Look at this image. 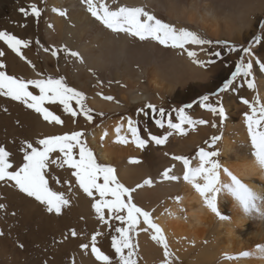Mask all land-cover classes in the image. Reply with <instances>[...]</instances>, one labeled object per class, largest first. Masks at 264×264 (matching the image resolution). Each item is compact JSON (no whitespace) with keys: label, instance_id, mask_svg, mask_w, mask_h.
Wrapping results in <instances>:
<instances>
[{"label":"rangeland","instance_id":"rangeland-1","mask_svg":"<svg viewBox=\"0 0 264 264\" xmlns=\"http://www.w3.org/2000/svg\"><path fill=\"white\" fill-rule=\"evenodd\" d=\"M164 13L165 12H157L154 15L156 17H161L164 15ZM257 13L258 12H256V14L250 19L253 21V25L251 26V28L243 30L241 34V38H243V41H229L223 39L217 40L206 35V39L209 38L208 40L212 41L211 45H186V47L190 51H195L197 53L195 59L199 60L203 64V66H201L200 64L198 65L200 66L201 70L207 72L205 78H193L190 79V81L185 80L178 82L173 90V96L175 97L167 96L169 93H173V91L165 94H163L162 92H154L156 94L155 98L165 99V104L161 107H157V104H153L151 102H141L145 104L142 106L129 107V109L120 112V115H128L132 119L138 120L139 123L143 125V127L139 129L140 134L143 135L145 133L144 125L145 127L149 126L145 122L154 127L155 120L151 121L149 118L158 117L159 119H161L157 112L153 113L151 109L146 107L148 105L147 103L151 105L153 104L157 111L161 108L164 109V127L160 128V133L151 130L146 135V137H149V134H156L157 136L162 137L166 135L168 120L171 119L173 123H179L180 120L178 110L184 108L185 114L192 120L208 121V123L205 124L206 126L200 124L190 126L188 124H185L183 125V127L186 134L181 135L179 133L180 138H178V144L181 142V145L179 144L178 147H175V144L173 142L169 144L167 140L165 144L161 145L162 148L160 149L157 148L158 145L154 143L155 149L157 148L160 152L166 153V147H168L170 149V154L174 155L177 150L179 154H185L183 149L187 147L188 150H190L187 158L192 162V167L195 160L199 162L197 154L200 149H204L205 151L218 150L220 153L219 156L214 157L213 159L219 160L220 164L222 165V169L227 168L229 171H232V168H228L224 164L226 157L222 153L224 147L222 138L216 142L214 148L210 147V144L211 138L213 136L222 137L224 135L223 133L228 124H231L232 122L236 124L241 123V128L245 129L246 132H241L240 129H235L230 130V133L228 132L227 135H229L233 140H236L237 142L240 140V143L238 142L235 145L239 148L241 153H244L247 157L252 156V147L244 122V113L248 112L249 109L246 105L241 103V98L253 101L254 98L259 95L261 101H264V98H262L261 95L262 88L259 82L261 77H264V73L259 71L258 66H254L253 75L255 81V90L248 88L243 76L237 77L233 86H231L229 90L220 92L219 89L223 87V84L226 80L231 79V73L235 71V65L242 55V52L240 51H231L230 46H235L237 49H241L243 47H247L249 43H252L255 37L264 36V28L260 27V25L264 23V11L259 12L258 14ZM47 14H50V11L46 10L45 7L43 11L42 21L39 23L38 21L32 20L34 24H31L29 26V29L31 31H35L36 33H38V39L28 40V46L26 48L31 50L34 55H37L38 61L29 65L28 68L30 69V72H28V74L24 72L27 75H22L21 69L18 65H16L17 72L16 74L11 76L25 80L47 79L49 77L58 79L63 77L68 86L73 87L85 94V104L90 109H92L91 98L96 94V92L105 97V94H107L108 92L111 93V91L114 90V93L119 96H123V94H125L126 101H129V103H131V95L128 94V91L131 90V88L126 84L127 80L123 79L125 78L124 73L118 72L112 74L110 71L85 68L86 60L79 52L78 48L70 47L64 42L57 46V42H51L49 41V39L47 40ZM106 31L107 34H113V32H111L109 29H106ZM40 32L42 34V37L39 36ZM247 32L249 34H247ZM41 39L47 40V43L44 45L46 53L48 54L46 59L43 57L42 51L40 50L39 42L41 41ZM65 48H67L69 51L79 52L80 56L83 58V62L75 57L69 56L65 51H63V49ZM53 50H57V56H53L51 54ZM95 50L96 46H89L87 48V51L90 53H93ZM253 51L260 59L264 60V41H262L261 45H254ZM215 52H219L220 55H214ZM179 55H187V53L179 49ZM244 59L245 62H247L248 57H244ZM139 69V65L134 66L135 71ZM112 82H114V84ZM147 84L148 76L144 75V77L140 81V86L142 87L141 91L153 93V88L147 89L144 87ZM107 87H112L113 89H110V91ZM29 90L32 91L33 94L39 95V91L37 89L30 87ZM180 91L186 92L188 94L183 93L179 95L178 93ZM205 95L210 97L209 103H212L215 106L216 102L220 101L222 106L225 108L227 119L223 124L220 123V118L218 116H214L206 108L200 106L199 101L201 97ZM177 96L178 99L189 96L192 97V101L190 103H182L180 101V103L176 100ZM0 97L3 101V106H1L0 108V146L5 147L12 154L11 161L13 162L15 168H18L23 163L22 148L26 143L35 144L37 140L48 136L63 135L72 132H82V139L85 141L88 148H90L94 153L97 163L106 165L101 161L97 151L92 147L90 143L91 141L89 139L92 131L106 123L110 118L112 119L113 114L101 113V115L98 116L96 113H94V111H91L90 114L93 117L92 123L84 127L85 125L83 120H88L84 117L83 114H79L76 117H73L63 110V105H60L59 103H46L44 107L48 108L55 115L59 116L64 122L62 125H58L55 123H48L40 114L26 107L19 101H14L7 96L3 97V95H0ZM163 102L164 101H162V104ZM71 103L73 108L77 112H79V108L75 105V101H72ZM229 104L233 106V109L231 107L229 108ZM187 105H191V107L194 105V111H191V109H187ZM6 106H11L9 113L8 109L5 108ZM117 115L119 114L117 113L116 117L114 118H117ZM148 115H150V117H148ZM151 115L153 117H151ZM5 118H9V120H6ZM213 123H216L217 127L213 128ZM185 141H189V143H185ZM76 151L78 152V150ZM51 155L53 158H63L59 153H52ZM151 156L152 158H155L154 162H162V159L159 160L157 152H152ZM173 160L174 159H172L171 161ZM46 171L47 179L49 181V187L54 191L64 193L70 200L69 205L67 207H64L61 214L59 215L55 213H48L44 205H41L34 198L27 197L25 194L21 193L17 188L11 186V182L0 181V204L4 205V207L0 209V233H3V235H0V264H100V262L96 261L95 257L91 254L90 247L87 250L81 248L82 244H90L91 237L96 232L101 233V235L97 237V247H99L101 251L108 255L110 258H112L113 264H117L118 258L115 256L114 250L111 247V240L113 236L119 235L115 231L117 227H126L127 225L122 224L119 220L115 219L114 216H109L107 210H105V216L106 219H108V223L105 224L98 219L92 205L95 200H99V194L94 193L95 200L93 199V197H89L84 192V197L79 198L78 189L80 188L75 183V177L71 175V172L73 171L72 169L68 168L66 165L63 168H60L55 164H52ZM221 174H223L222 170L220 175ZM57 181H59V183H57ZM255 181L256 180H254V182ZM100 182L102 183V180ZM173 183L178 184V181L175 180L173 181ZM255 183L260 187L261 192L264 193V181H256ZM170 185L171 183L169 184V186ZM69 186H71L70 190ZM125 187L128 186L125 185ZM159 191L161 192L159 193ZM159 191H148V193L142 192L143 195L140 194V196H138V200H135V198L133 197V194L138 191L132 192L133 203H135L143 210L150 212L151 218L154 223L157 214L161 213L162 209H164L165 206L168 205V203H172L173 201H175L180 194V191H171L172 193H170L169 195L163 196L164 192L162 193V190ZM155 192H157V194L159 195H157ZM220 194H222L223 197H226V192H221ZM218 203L219 202L217 197L218 210L223 216L231 218L232 214H230V204L228 205V203L226 202L222 203L221 206L223 208L229 206L230 212H226L225 208L222 210ZM227 213L230 216L227 215ZM121 214L126 215V213ZM215 217L217 218V220H221L216 215ZM73 230L77 233V236L75 237L71 235V232ZM137 230L138 227L135 231L130 233V235L132 236V242L134 244H136V236L139 231ZM244 233L247 237L250 238L254 236L252 235L253 230H248ZM207 234L210 235L209 233ZM211 239V237L205 239L204 241H202L201 245L207 246L208 243H210ZM169 251L170 253H172L170 259L174 261V264H191V260L194 257V254L191 252L185 259H180L175 256L173 250H171L170 248ZM84 253L86 254V257ZM87 253L90 255H88ZM156 257L159 258L158 260L156 259L154 264L157 261L158 262L156 264H164V254H160ZM160 257H163V260L160 259ZM134 259L137 260V264H144L142 262V257L140 256L138 248L136 249V255L134 256ZM223 259L224 258L222 257L216 258L214 263L210 264H218V262L220 260L222 261ZM81 261H84V263H82Z\"/></svg>","mask_w":264,"mask_h":264},{"label":"bare ground","instance_id":"bare-ground-1","mask_svg":"<svg viewBox=\"0 0 264 264\" xmlns=\"http://www.w3.org/2000/svg\"><path fill=\"white\" fill-rule=\"evenodd\" d=\"M106 2L111 8L119 6L143 7L153 15L157 12H165L163 16L157 18L178 29L193 31L204 39L207 38V35L213 39L229 41H243V38H241L243 30L250 29L253 25V21L250 19L256 12L264 11V0H106ZM32 4L37 5L41 10L38 19L31 14L25 16L19 11L20 8L30 10ZM45 7L46 10L50 11V14L46 15L47 40L57 42V46L64 42L70 47L78 48L86 60L85 68L110 71L112 74L124 73L125 78L123 79L127 80L126 84L131 88L128 94L131 95L130 101L132 104L149 102L153 98L152 93L141 91L140 81L144 75L148 76V84L144 87L147 89L153 88V94H155L154 92H162L163 94L172 92L180 81H190L193 78L201 79L207 75V72L201 70L200 66L193 63V60L187 55H179V49L164 47L153 40L141 41L124 33L107 34L106 28L90 15L81 0H47V5L46 0H0V31H6L25 41L38 39V33L31 31L29 26L34 24L32 20L39 23L42 21ZM53 9L64 11L66 15L61 16L58 11H53ZM248 32L247 34H249ZM39 36L42 37L41 32ZM47 40L41 39L39 42L40 50L45 59L48 56L44 47ZM89 46H96V50L93 53L88 52L87 48ZM0 51L5 53L4 56L0 57V63L6 65L4 69L0 70L10 75L16 74V65L21 69L22 75H27L30 72L29 65L38 61L37 55H34L26 47L21 49L26 59L17 56L3 41H0ZM136 65L140 66L137 71L134 70ZM259 82L262 88L261 95L264 98V77H261ZM112 83L114 84V82ZM107 88L108 90L113 89L112 87ZM113 93L114 90L105 94V97H113L112 101H109L96 92L91 98V103L100 111L122 109L119 103H125V94L119 96ZM0 99L1 108L3 101L1 97ZM106 104H113V106ZM230 107L233 109V106L229 104ZM5 108L8 109L9 113L11 106ZM5 119L9 120V118ZM238 124L234 122L228 124L223 133L224 147L222 153L226 157L224 164L226 167L232 168L230 172L253 191L262 193L255 182L264 181V171H261L256 165L253 156L247 157L244 153H241L235 145L238 142L240 143V140L237 142L227 135L230 130L235 129L246 132L245 129L241 128V123ZM117 128L118 126L109 132L106 142L116 143ZM119 128L120 133L126 131L125 124H122ZM96 135L91 133L89 139L91 142H89L99 152L102 161H106L107 156L113 160L114 157L121 154V151L111 148L107 149L108 155L100 151L98 147L94 146ZM185 143H189V141H185ZM179 144L181 145V142ZM179 144H177V147ZM126 154L134 155L129 151ZM198 164L199 162L195 160L193 167L195 168ZM173 166L178 172L181 170L178 163L175 162ZM120 174L124 180L131 184L143 177L136 167L131 166L126 170L121 168ZM220 179L223 183L230 182L224 173L220 175ZM254 180L256 181L254 182ZM177 181H180V183H176V187L162 190V193L164 192L163 196H167L171 191H180L179 200L177 198L172 203H168L167 207L165 206L162 212L155 217V221L162 229L169 248L173 250L176 257L185 259L192 252L194 257L191 264H210L214 263L216 258H224L226 254L238 256L244 251L254 252L257 245H264V218L258 215H245L236 200L226 192V197H223L222 194L218 195V204L222 210L225 208L226 212L231 210L232 217L217 220L214 213L205 206L204 199L191 184L183 182L181 177ZM200 182L203 183V181ZM142 192H139L137 199ZM145 193H148V191ZM155 193L157 194V192ZM224 202L230 204V210L229 206L224 208L221 206ZM227 215L229 214L227 213ZM146 227L143 223L138 226L136 244L142 262L144 264H154L156 259L159 258L156 256L163 254L164 250L151 238L154 234L153 231L150 229L143 230ZM248 230H253L252 235L254 236L252 238L245 235L244 232ZM210 237L212 239L207 246L201 245L202 241ZM84 255L86 257L85 253ZM160 259L163 260V257H160ZM171 261L174 264V261ZM220 261L218 264H264V259L257 258L235 260L224 258Z\"/></svg>","mask_w":264,"mask_h":264},{"label":"snow or ice","instance_id":"snow-or-ice-1","mask_svg":"<svg viewBox=\"0 0 264 264\" xmlns=\"http://www.w3.org/2000/svg\"><path fill=\"white\" fill-rule=\"evenodd\" d=\"M81 2L86 6V10L90 15L111 32L117 34L124 33L141 41L153 40L164 47L181 49L187 53L189 58L193 59V63L203 66L199 60L195 59L197 53L190 51L186 45H211L212 41L200 37L195 32L182 28L178 29L171 24L165 23L143 7L119 6L111 8L106 0H81ZM19 11L25 16L31 14L37 19L41 15V10L35 4L30 5V10L20 8ZM53 11H58V14L61 16L66 15L64 11L57 9H53ZM260 27L264 28V23ZM0 41H3L21 59H26L21 49L28 46L27 41L19 39L6 31H0ZM262 41H264V36H257L247 47L237 49L235 46H230L231 51H240L242 55L235 65V71L231 73V79L224 82L223 87L219 89L220 92L229 90L237 77L241 76L245 78L248 88L255 90L254 66H258L259 71L264 73V60L256 55L253 47L254 45H261ZM63 51L69 56L83 62V58L79 52L69 51L67 48L63 49ZM4 54L3 51H0V57L4 56ZM51 54L57 56V50H53ZM214 55L219 56L220 53L215 52ZM244 57H248L247 62H245ZM5 67L6 65L0 63V69H4ZM30 87L37 89L39 95L33 94L29 90ZM0 95L23 103L26 107L40 114L48 123L62 125L64 122L59 116L44 107L46 103H59L63 105V110L73 117L83 114L89 122L93 119L90 114L92 110L85 104V94L68 86L63 77L58 79L49 77L47 79L25 80L8 75L5 71L0 70ZM104 99L112 100L113 97L106 96ZM209 100V96H202L199 101L200 106L206 108L214 116H218L220 123L223 124L227 119L225 108L220 101H217L214 106L212 103H209ZM72 101H75L79 112L73 108ZM241 103L249 109L248 112L244 113V122L252 147L251 155L254 157L256 165L261 171H264V101H261L259 95H257L253 101L241 98ZM146 107L151 109L153 113L157 112L154 105L148 104ZM186 107H191V105H187ZM178 112L180 122L173 123L169 119L167 126L181 135L186 134L183 127L185 124L193 126L195 124L205 125L208 123L205 120H192L185 114L184 108L179 109ZM158 115L161 119L156 120V124L158 127L163 128L164 109H159ZM127 124L128 131L132 137L131 142L138 148H144L149 142L163 145L168 140V137L172 135V132L162 137L149 134L148 139H142L135 122L129 119ZM212 127H217L216 123H213ZM116 131L118 134L116 142L127 144L129 140L119 135V127ZM82 137V132H72L48 136L37 140L35 144L26 143L22 148L23 163L18 168H15L11 161L12 154L5 147L0 146V181L11 182V186L17 188L21 193L27 197L34 198L41 205H44L48 213L59 215L62 209L69 205L70 200L64 193L54 191L49 187L46 170L52 164L60 168L66 165L73 170L71 175L75 177V183L85 194L93 197L94 200V193L99 194V200H95L92 207L101 222L108 223V219L105 216V210H107L109 216H114L122 224L127 225L126 227H117L115 231L119 235L113 236L111 240V247L118 258L117 264H137L134 256L136 255L138 245L132 242L130 233L135 231L139 226L141 218L142 223L147 226L143 230L152 229L154 234L151 238L162 246L164 250V264H172L170 259L172 253L169 251V246L162 229L153 222L150 212L143 210L133 203L132 192L135 189H129L120 183L116 176V170L113 167L97 163L94 153L88 148ZM221 138V136H213L210 147L214 148L216 142ZM52 153H59L63 158H53ZM219 154L218 150L205 151L204 149H200L197 154L199 164L195 168L191 166L192 162L186 157L173 156L172 159L182 162L184 181L192 185L195 191L204 199L205 206L221 220L227 219V217L220 213L217 207V197L221 192H227L231 195L245 215H258L264 218V193L253 191L227 168L222 169L219 160L213 159L214 157H218ZM132 162L137 163L138 161ZM221 170L229 178V183L221 181ZM171 173L172 168H168L162 173V176L166 180L175 181L180 179V177ZM101 180L102 183L100 182ZM200 181H203V183ZM151 183L150 179L144 181L145 185H151ZM142 186L137 185V187ZM3 207L4 205L0 204V209ZM121 213H126V215H122ZM0 235H3V233H0ZM71 235L75 237L77 233L73 230ZM99 235L101 233L96 232L92 235L90 244H82L81 248L87 250L90 247L91 254L100 264H113L112 258L97 247V237ZM224 258L227 260L244 258L264 259V245H257L254 252L244 251L238 256L226 254Z\"/></svg>","mask_w":264,"mask_h":264},{"label":"crops","instance_id":"crops-1","mask_svg":"<svg viewBox=\"0 0 264 264\" xmlns=\"http://www.w3.org/2000/svg\"><path fill=\"white\" fill-rule=\"evenodd\" d=\"M183 93L188 94V93L183 92V91H180L178 94L180 95ZM173 94H174V91H173V93H169L167 96L172 97ZM152 95H153V98L149 102H151L153 104H157L158 105L157 107H161L162 105L165 104L164 98L158 99V98H155L156 94L152 93ZM173 97H175V96H173ZM183 97H185V96H183ZM191 98L192 97L187 96L185 98L178 99V96H177L176 100L179 102L181 101L182 103L183 102L190 103L192 101ZM120 101L122 102V100H120ZM162 101H164L163 104H162ZM144 104L145 103L132 104V103H129V101L127 102L125 100V103H119V106H122V109L115 110V111H111V110L100 111L99 108H97L93 104H91V108H92L91 110L94 111V113H96L98 116L101 115V113L113 114L112 119L110 118L106 123H104L103 125H101L100 127L96 128L92 131L93 134L94 133L97 134L95 137L96 144L94 146L98 147V149L100 151L106 153V155H108L107 149H109V148L117 149L119 152L121 151V154L117 157H114L113 158L114 161L109 159L108 156H107L106 161H102L99 152L93 146L92 147L97 151L98 156L100 157V159L103 163H105L106 165L112 166L116 170V176H117L118 180L124 186L126 185V186H128L127 188L135 189V191H138V192L134 191L135 193L133 194V197L135 198V200H138L137 195L139 194L140 191H143V192L159 191V190H165V189L173 188L174 186H176V183H173V180H166L162 176V173L168 168H172L171 174H174L176 176L177 175L180 176L181 179L183 180V182H185L183 179L184 169H183L182 162L178 161V160H173V161H171V160H172L173 156H182V157L187 158V155L190 153V150H188V148L186 147L183 149L185 154H179V152H176L174 155H171L170 149L168 147H166V153H167V155H166L165 152H160L158 149H155L154 142H149L144 148H138L134 143L131 142L132 137H131V133L128 131V124H127L128 120L131 119L132 121H134L138 130L141 127H143V125H141L138 120L132 119L128 115H124V114L120 115V112L129 109V107L142 106ZM147 104H149V103H147ZM106 105H108V104H106ZM108 106H113V104L108 105ZM194 108H195L194 105L192 107H187V109H191V111L192 110L194 111ZM187 111H189V110H187ZM117 113L119 114V115H117L118 117L114 118V117H116ZM157 113H158V111H157ZM148 117H150V115H148ZM151 117H153V116L151 115ZM149 119L151 121L155 120L154 127L152 125H150L149 123L145 122L149 126L145 127V125H144L145 133L143 135L140 134V130H139V135L142 139H148V137H146V135L151 130H154L155 132L160 133V127H158L156 125V120H158L159 118L157 117V118H149ZM83 122L85 125L84 127H86L88 124L92 123V121L88 122L86 120H83ZM122 124H125L126 131L119 133V135L126 137L129 140V142L127 144H122V143H117V142L112 144L111 142H106V138H107L109 132L112 131L113 129H115L117 126L118 127L121 126ZM82 128H83V126H82ZM166 128H167L166 129V135L169 132H172V135H170L168 137V143L170 144L171 142H173L175 144V147H177L178 138H180L179 133L176 132L174 129H169L168 127H166ZM105 133H106V135H105ZM154 135H156V134H154ZM157 148L160 149V148H162V146L158 145ZM127 151L134 153V155H127L126 154ZM152 152H157L158 158H159V160L162 159V162H159V164L154 162V158H152V156H151ZM110 154H111V152H110ZM132 161H138V162L133 163ZM165 162H166V164H164ZM175 162L181 166V170L179 172L177 170H175L174 167H172V165ZM168 164H169V166H168ZM129 166L136 167V169H137V171H139L140 175L143 176L142 178H140L136 182H134V184L128 183L126 180H124L122 178V176L120 174L121 168H123V170H126V168H128ZM149 179L152 181L151 185H145L144 181L149 180ZM170 183H171V185L169 186ZM178 183H180V181H178ZM137 185H143V186L137 187ZM78 193H79V198L84 197V193L81 189H78ZM166 207H167V205H166ZM141 220H142V218H141ZM155 223H156V225H158V223L156 221H155ZM150 230L153 231L152 229H150ZM137 237H138V234H137L136 238Z\"/></svg>","mask_w":264,"mask_h":264}]
</instances>
